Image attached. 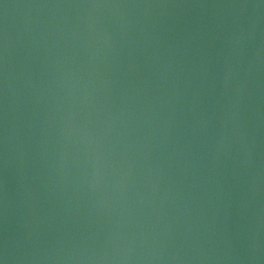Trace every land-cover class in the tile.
<instances>
[{
	"label": "water",
	"instance_id": "1",
	"mask_svg": "<svg viewBox=\"0 0 264 264\" xmlns=\"http://www.w3.org/2000/svg\"><path fill=\"white\" fill-rule=\"evenodd\" d=\"M0 264H264V0H0Z\"/></svg>",
	"mask_w": 264,
	"mask_h": 264
}]
</instances>
